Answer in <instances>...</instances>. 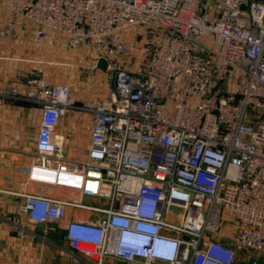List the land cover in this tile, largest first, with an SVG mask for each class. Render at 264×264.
Here are the masks:
<instances>
[{"label": "built area", "instance_id": "1", "mask_svg": "<svg viewBox=\"0 0 264 264\" xmlns=\"http://www.w3.org/2000/svg\"><path fill=\"white\" fill-rule=\"evenodd\" d=\"M2 3L0 38L20 28L70 53L85 49L86 70L111 75L106 98L79 103L42 70L24 95L0 92V106L24 100L40 111L16 194L23 218L58 224L67 207L99 216L65 227L70 249L91 264H264V1ZM70 111L91 118L83 159L69 158L58 134ZM33 184L106 206L48 198L30 192ZM137 227L149 242H176V252L160 262L151 249L137 257L121 247V234Z\"/></svg>", "mask_w": 264, "mask_h": 264}, {"label": "crops", "instance_id": "2", "mask_svg": "<svg viewBox=\"0 0 264 264\" xmlns=\"http://www.w3.org/2000/svg\"><path fill=\"white\" fill-rule=\"evenodd\" d=\"M7 16L8 10L0 0V26L6 24ZM89 61L85 49L70 53L38 41L18 28L12 37L0 38V92L13 88L24 95L28 77L37 70H42L54 83L66 82L67 75H77L76 68ZM88 97L100 98L97 94H87L74 99L79 103L90 99ZM39 123L40 111L36 105L24 100H8L0 106V264H91L70 249L64 238L65 227L69 221H87L99 216L67 207L60 223L33 226L18 212L21 199L16 194L22 191L28 179ZM90 131L88 115L70 111L61 120L58 134L66 141L65 151L69 158L85 157ZM29 191L52 199L106 206L103 200L83 197L71 190L33 184ZM52 225L55 230L45 233ZM20 228L29 233L23 237ZM104 264L123 263L107 259Z\"/></svg>", "mask_w": 264, "mask_h": 264}, {"label": "rangeland", "instance_id": "3", "mask_svg": "<svg viewBox=\"0 0 264 264\" xmlns=\"http://www.w3.org/2000/svg\"><path fill=\"white\" fill-rule=\"evenodd\" d=\"M87 67L88 63L85 62L84 66L76 68L77 75L73 76L69 74L66 77L68 81L58 84L70 86L74 98L87 94H97L100 98H105L111 90V75L101 71L89 73V71L86 70ZM70 73L72 72L70 71Z\"/></svg>", "mask_w": 264, "mask_h": 264}, {"label": "clouds", "instance_id": "4", "mask_svg": "<svg viewBox=\"0 0 264 264\" xmlns=\"http://www.w3.org/2000/svg\"><path fill=\"white\" fill-rule=\"evenodd\" d=\"M121 247L133 252L135 256L142 257L141 251L145 248L151 249V257L164 262L165 257L176 252L178 246L176 242L163 243L159 240L149 242L145 233L138 227L134 230L127 231L121 234Z\"/></svg>", "mask_w": 264, "mask_h": 264}, {"label": "water", "instance_id": "5", "mask_svg": "<svg viewBox=\"0 0 264 264\" xmlns=\"http://www.w3.org/2000/svg\"><path fill=\"white\" fill-rule=\"evenodd\" d=\"M257 1H264V0H257ZM98 68H100L102 71L106 70V63L103 60H100L98 62Z\"/></svg>", "mask_w": 264, "mask_h": 264}]
</instances>
